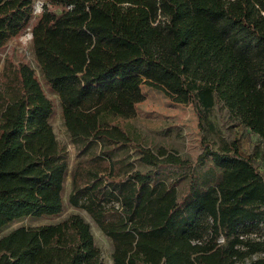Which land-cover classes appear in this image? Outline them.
Segmentation results:
<instances>
[{"label":"trees","instance_id":"trees-1","mask_svg":"<svg viewBox=\"0 0 264 264\" xmlns=\"http://www.w3.org/2000/svg\"><path fill=\"white\" fill-rule=\"evenodd\" d=\"M0 0V51L28 29L43 79L26 61L0 81V230L64 208L69 162L51 123L54 92L74 143L88 154L70 202L113 239L114 264H264V172L236 140L214 148L206 129L221 105L264 141V0ZM143 85L192 104L204 151L220 177L175 186L149 184L189 159L160 147L140 150L148 171L115 174L93 149L128 140L108 116L132 117ZM148 202L144 204L145 199ZM0 264H103L79 213L18 226L0 236Z\"/></svg>","mask_w":264,"mask_h":264},{"label":"rangeland","instance_id":"rangeland-1","mask_svg":"<svg viewBox=\"0 0 264 264\" xmlns=\"http://www.w3.org/2000/svg\"><path fill=\"white\" fill-rule=\"evenodd\" d=\"M37 2V1H36ZM41 12L37 10L36 13ZM26 61L31 64L39 77L43 79L36 61L32 33L28 29L21 36L12 39L7 46L0 51V81L8 64H17ZM145 98L136 104V114L132 117L108 116L111 124L118 125L128 135V140L122 142H107L96 145L93 149L97 158H102L105 165L114 166L115 174L126 176L135 170L143 172L153 168L141 160L140 150L149 148L156 151L160 147L169 152L181 155L190 160L186 167L170 166L165 169L157 179L149 184L157 185L159 189L175 186L178 199H182L189 190L194 178L203 187L207 182L219 179L220 171L212 169L208 163L198 164V158L204 151L205 146L202 138V128L199 124V116L192 104L174 101L164 91L143 85ZM49 96L54 100L55 111L51 117V123L58 140L65 147L68 155V174L64 184V208L56 216H28L16 220L0 230V236L8 233L18 226H35L39 224L60 221L73 213L81 214L91 225L95 242L99 247L103 264H114L113 251L115 244L102 229L101 225L85 208L75 206L70 202L69 196L72 191L73 174L83 161L87 164L89 155L82 153L80 147L73 142L65 125L61 103L57 95L50 91ZM209 119L214 124V129L207 125L206 136L214 148H221L224 142L236 140L239 150L243 155H251L264 172V141L251 134L242 124H235L228 116V112L221 105H216L209 114ZM149 197L144 201L150 206Z\"/></svg>","mask_w":264,"mask_h":264},{"label":"built area","instance_id":"built-area-1","mask_svg":"<svg viewBox=\"0 0 264 264\" xmlns=\"http://www.w3.org/2000/svg\"><path fill=\"white\" fill-rule=\"evenodd\" d=\"M37 2H35V12L37 10H40L42 9V6H43V0H36Z\"/></svg>","mask_w":264,"mask_h":264}]
</instances>
